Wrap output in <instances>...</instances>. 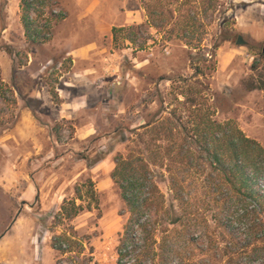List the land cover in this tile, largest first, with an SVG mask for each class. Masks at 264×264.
Returning <instances> with one entry per match:
<instances>
[{
  "label": "rangeland",
  "instance_id": "rangeland-1",
  "mask_svg": "<svg viewBox=\"0 0 264 264\" xmlns=\"http://www.w3.org/2000/svg\"><path fill=\"white\" fill-rule=\"evenodd\" d=\"M30 1L0 0L1 247L17 264L23 250L30 264H117L121 158L156 176L153 264H264L254 209L204 188L195 132L231 122L264 147V0Z\"/></svg>",
  "mask_w": 264,
  "mask_h": 264
},
{
  "label": "trees",
  "instance_id": "trees-1",
  "mask_svg": "<svg viewBox=\"0 0 264 264\" xmlns=\"http://www.w3.org/2000/svg\"><path fill=\"white\" fill-rule=\"evenodd\" d=\"M24 2H27L23 4L26 9L33 6L30 0H24ZM25 22L26 35L32 38L28 31L29 23ZM118 30L124 29L112 30L114 42L117 41ZM2 84L0 72V87ZM257 89L264 90V85ZM201 127H198L195 132L202 139L201 151L206 155L205 165L209 171L204 181V188L209 190L210 195H221L219 202L224 205L232 202L233 205L254 209L255 217L247 230L255 235H264V147L246 137L231 122L221 124L210 120ZM171 153L172 148L168 149V154ZM140 163H144V160H140ZM134 164L120 158L116 161V167L111 174V179L118 187L130 215L124 227L122 247L118 249L117 264H129L125 261L127 258H131L132 264H146L154 259V256H151L146 249V235L155 231L158 216L164 209L158 198L155 173L149 170L146 164L143 166ZM170 181L175 199L183 206L187 200L183 180L179 181V175L172 173ZM188 195L191 194L188 193ZM190 198L188 197V200ZM162 201L164 202L163 197ZM170 208L174 209L173 206ZM79 211H81L80 207L75 209L74 215H77ZM173 216L174 220L170 223L172 226L184 218L177 213ZM221 216L226 218L228 215L222 213ZM56 251L63 253L65 247L59 246ZM175 264H189V262L187 259H176Z\"/></svg>",
  "mask_w": 264,
  "mask_h": 264
},
{
  "label": "crops",
  "instance_id": "crops-1",
  "mask_svg": "<svg viewBox=\"0 0 264 264\" xmlns=\"http://www.w3.org/2000/svg\"><path fill=\"white\" fill-rule=\"evenodd\" d=\"M87 51L88 50H86V52ZM76 55L78 57H81L84 54H82L81 52L80 53L77 52ZM1 244L2 243H0V264H17V262H18V260L16 262V256L18 255L17 249H4V248L1 247ZM5 251H9L10 252V256L9 257L2 256L4 254L3 252H5ZM19 254H20V256H19L20 257V261L22 262V264H30L32 262V261H30V259H31V257H30L31 256V253H29V251L23 250L22 252H19ZM44 262H46V261H44L42 259V263H44Z\"/></svg>",
  "mask_w": 264,
  "mask_h": 264
},
{
  "label": "water",
  "instance_id": "water-1",
  "mask_svg": "<svg viewBox=\"0 0 264 264\" xmlns=\"http://www.w3.org/2000/svg\"><path fill=\"white\" fill-rule=\"evenodd\" d=\"M246 43L243 41L242 37H238L236 45L237 46H244Z\"/></svg>",
  "mask_w": 264,
  "mask_h": 264
}]
</instances>
